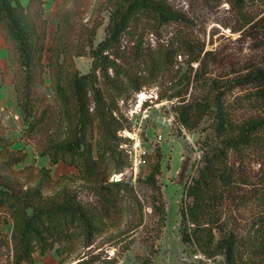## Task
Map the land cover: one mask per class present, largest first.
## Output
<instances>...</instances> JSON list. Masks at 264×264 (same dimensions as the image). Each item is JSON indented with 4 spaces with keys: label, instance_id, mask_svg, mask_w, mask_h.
Here are the masks:
<instances>
[{
    "label": "rangeland",
    "instance_id": "374dc122",
    "mask_svg": "<svg viewBox=\"0 0 264 264\" xmlns=\"http://www.w3.org/2000/svg\"><path fill=\"white\" fill-rule=\"evenodd\" d=\"M170 7L183 13L185 22H168L155 33L144 32L143 48L153 49L160 44V56L153 76L147 73L150 63L132 62L129 54L132 32L120 39L119 46L110 49L120 54L130 73L142 74L138 90L124 81L117 90L104 81L105 93L113 100V114L121 124L116 131L118 160L102 149L101 133L96 120L87 130V140L101 163L105 182L123 180L126 188L118 195L117 214L102 217L89 245H85L76 231L43 254L35 251L31 264H196L193 256L182 252L179 234V204L182 187L190 166L199 157L198 139L201 127L188 130L174 119L173 105L181 96H199L206 83L214 79L220 84L223 101L238 117L261 113L263 110L250 95L249 86L236 85V79L247 71L264 68V0H242L239 11L229 0H165ZM110 0H44L48 21L42 61L50 58L48 47L53 42L56 20L69 18L71 51L65 68L79 73L89 71L92 58L88 43L96 45L105 35ZM201 48L200 63L188 62L183 51L184 42ZM84 49L85 53L76 52ZM152 51V50H151ZM130 56V57H129ZM197 69V80H193ZM109 70V74L111 70ZM143 70L145 74H143ZM0 173L14 180L22 190L39 187L45 198H57L62 192L75 193L86 206L96 204L89 182L72 177L75 166L60 160L49 165V157L41 154L48 144L66 138L64 123L49 124L50 135L28 138L16 102V78L8 59V49L0 35ZM191 71V72H190ZM195 73V74H196ZM189 79L187 85L186 81ZM34 87L44 103L59 105L56 94V73L53 65H46ZM183 93V94H182ZM42 103V104H44ZM91 109V108H90ZM203 123L201 124V126ZM160 153V173L157 189L143 180L150 163ZM24 154L22 160L10 167L4 164L11 156ZM228 168L234 175L233 185L223 201V215L227 223L240 234L252 231L255 222L264 215V137L246 151H229ZM45 168H49L48 171ZM162 201L166 218L163 224L151 210V202ZM0 222L8 247L0 245V264L12 263L10 233L12 221L0 209ZM254 264H264V255L255 257ZM28 264V263H23Z\"/></svg>",
    "mask_w": 264,
    "mask_h": 264
},
{
    "label": "trees",
    "instance_id": "16d2710c",
    "mask_svg": "<svg viewBox=\"0 0 264 264\" xmlns=\"http://www.w3.org/2000/svg\"><path fill=\"white\" fill-rule=\"evenodd\" d=\"M110 1L105 35L96 45L88 43L91 66L89 71L79 73L65 68L72 46L69 18L63 15L57 18L55 36L48 47L50 58L44 63L42 56L48 27L44 0H0V35L16 78V102L25 124L23 134L28 138H41L50 135L46 131L49 124L59 125L62 121L66 138L46 145L40 153L49 157V165L63 160L75 166L77 172L72 177L89 182L96 197V204L90 207L69 191L57 198H45L39 187L22 190L14 180L0 173V209L12 221L13 264H31L35 251L43 254L54 243L70 238L75 231L83 243L89 245L97 231L96 222L120 211L118 195L126 186L123 180L105 182L102 179L101 163L87 140V130L96 120L102 140L99 146L102 150L97 154L107 152L117 161L116 131L122 126L113 114V100L108 92L105 93L103 83L106 79L119 90L127 81L138 90L144 76L130 73L123 65L130 62L110 49L118 47L121 37L132 32L129 51L132 62L150 63L147 73L153 76L160 56L165 54L160 52V44L153 49L142 47L144 32L156 34L162 24L185 22V18L165 0ZM229 2L235 10H240L242 0ZM183 49L188 62L197 61L199 65L201 48L195 49L186 41ZM84 53V49L76 52L77 55ZM46 65H53L55 69L58 106L44 103L34 87ZM196 72L197 69L192 81L198 79ZM189 81L187 79V85ZM240 84L249 86L246 95L262 108L264 68L247 71L236 79V85ZM206 85L205 92L199 96L175 94L179 99L173 105L174 119L180 126L188 130L201 127L203 131L198 139L200 154L185 177L178 208L182 252L193 256L196 264H254L255 257L264 255V215L255 222L251 232L240 234L227 223L222 205L234 181L228 168V153L246 151L262 140L264 108L261 113L238 117L224 103L225 90H221L220 84L212 79ZM23 156H11L4 164L10 167ZM160 168L158 152L143 180L153 189L158 188ZM151 210L163 224L166 218L163 202H151ZM5 221L6 217L0 220ZM0 245L8 247L1 228ZM149 262L145 258L140 264ZM77 264L81 263L77 261Z\"/></svg>",
    "mask_w": 264,
    "mask_h": 264
}]
</instances>
